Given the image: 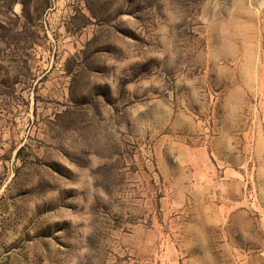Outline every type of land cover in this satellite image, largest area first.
I'll list each match as a JSON object with an SVG mask.
<instances>
[{"label":"rangeland","instance_id":"obj_1","mask_svg":"<svg viewBox=\"0 0 264 264\" xmlns=\"http://www.w3.org/2000/svg\"><path fill=\"white\" fill-rule=\"evenodd\" d=\"M0 264H264V0H0Z\"/></svg>","mask_w":264,"mask_h":264}]
</instances>
